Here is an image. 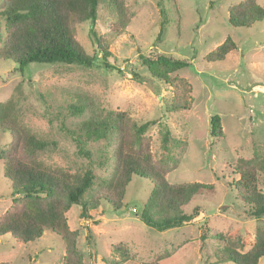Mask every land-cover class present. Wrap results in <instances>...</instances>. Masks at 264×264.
Instances as JSON below:
<instances>
[{
	"label": "rangeland",
	"instance_id": "obj_1",
	"mask_svg": "<svg viewBox=\"0 0 264 264\" xmlns=\"http://www.w3.org/2000/svg\"><path fill=\"white\" fill-rule=\"evenodd\" d=\"M239 1L124 0L125 26L100 2L94 24L89 20L75 23L74 34L84 50L93 54L95 44L89 32L93 25L95 34L111 51L116 68L102 66L99 54L91 67L30 62L21 70L14 61L0 58V102L10 101L19 122L47 142L38 156L45 164L70 173L82 172L88 164L69 133L84 115L67 111V104L82 96L98 112L120 110L138 122L155 120L145 136L153 164L162 163L169 183L215 185L211 191H199L183 206L189 210L200 205L203 209L198 216L163 231L136 216L152 188L147 177L131 176L117 210L101 201L83 218L81 206L72 204L64 215L69 229L77 232L76 248L83 264H107L101 262L103 257L118 264L157 259L161 264H234L222 261L224 243L214 239L215 234L222 238L240 236L247 249L256 230L264 229V215L250 217L232 187L238 178L235 164L239 159L261 156L264 151V17L250 26H231L229 8ZM255 1L264 7V0ZM2 7L0 0V11ZM4 30L0 17L3 35ZM227 36L235 42V49L222 60H205ZM152 46L190 60L188 66L173 73L188 85V108L173 109V103L179 102L178 88L152 77L139 64L137 54ZM131 71L146 82L135 80ZM212 115L220 118V137L210 135ZM165 128L173 140L163 150ZM9 141V132L0 130V150ZM84 147L93 152L94 160L103 161L102 156L114 145L102 139L86 141ZM112 165L107 161L101 168L93 167L98 178H107ZM4 167L0 159V214L10 206L12 197ZM261 188L264 191V184ZM202 223L210 227L212 236L204 253L199 250ZM66 254L67 242L51 230L24 243L9 234L0 236V264H62ZM257 264H264V257Z\"/></svg>",
	"mask_w": 264,
	"mask_h": 264
},
{
	"label": "trees",
	"instance_id": "obj_2",
	"mask_svg": "<svg viewBox=\"0 0 264 264\" xmlns=\"http://www.w3.org/2000/svg\"><path fill=\"white\" fill-rule=\"evenodd\" d=\"M1 1L3 7L0 17L5 22V30L4 35L0 31V58L14 61L20 70L30 62L91 67L98 54L102 66L115 67L111 51L102 38L95 34L93 25L89 29L95 44L93 54L87 53L76 40L73 27L75 23L87 20L94 24L100 2L125 26L128 18L124 0ZM263 17L264 7L255 0H241L230 6L228 12V22L234 27L250 26ZM161 33L162 29L159 36ZM235 47L233 39L227 36L204 59L222 60ZM137 60L152 77L178 88L179 102L173 103V109L189 107L187 102L190 98L186 96L188 85L173 73L188 66L190 60L161 52L154 46L147 52H139ZM131 74L138 82H146L139 73L131 71ZM180 92L183 93L184 102ZM13 108L10 101L0 102V130L10 134L9 143L0 150V159L5 163L3 174L12 187L11 204L0 214V236L9 234L16 241L24 243L40 237L45 230H51L67 242V254L62 264H83L76 248L77 232L69 229L64 215L72 204L81 206L80 215L83 218L89 217V212L96 210L101 201L117 210L122 205L131 176L136 174L147 177L152 181V188L136 216L147 226L163 231L181 226L198 216L203 209L200 205H194L189 210H184L183 206L199 191H211L215 187L213 183L197 181L169 183L162 163L157 166L153 164L145 136L155 120L138 122L126 111L120 110L98 112L91 107L90 100L82 96L68 103L67 111L74 116L84 115V119L69 133L76 143L78 154L86 158L88 164L82 172L75 173L47 165L38 158L47 142L20 123ZM209 124L210 135L220 137L222 130L219 116L212 115ZM102 139L113 143L114 147L102 156L103 161H96L93 152L85 149L84 144L86 141ZM172 140L170 130L165 128L161 136V148L167 149ZM107 161L113 164L110 175L98 178L93 166L101 168ZM235 170L238 178L232 182V187L236 197L243 202L250 217L263 216L264 191L261 184H264V151L261 156L239 159ZM211 237L210 227L202 223L199 235L201 253L205 252L207 240ZM214 239L224 243L222 261L257 264L264 257L262 228L256 230L254 240L247 249H244L240 236L222 238V235L216 233ZM91 253L96 257L95 250ZM105 261L107 264H118L101 258L102 263ZM142 264L161 263L157 259Z\"/></svg>",
	"mask_w": 264,
	"mask_h": 264
},
{
	"label": "built area",
	"instance_id": "obj_3",
	"mask_svg": "<svg viewBox=\"0 0 264 264\" xmlns=\"http://www.w3.org/2000/svg\"><path fill=\"white\" fill-rule=\"evenodd\" d=\"M134 210V209H133Z\"/></svg>",
	"mask_w": 264,
	"mask_h": 264
}]
</instances>
